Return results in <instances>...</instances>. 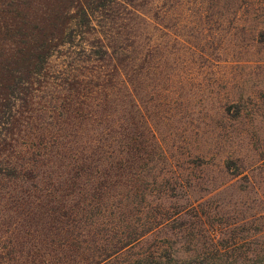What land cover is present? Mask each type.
Returning <instances> with one entry per match:
<instances>
[{
  "label": "rangeland",
  "instance_id": "374dc122",
  "mask_svg": "<svg viewBox=\"0 0 264 264\" xmlns=\"http://www.w3.org/2000/svg\"><path fill=\"white\" fill-rule=\"evenodd\" d=\"M57 2L0 0V264H264V0Z\"/></svg>",
  "mask_w": 264,
  "mask_h": 264
},
{
  "label": "trees",
  "instance_id": "16d2710c",
  "mask_svg": "<svg viewBox=\"0 0 264 264\" xmlns=\"http://www.w3.org/2000/svg\"><path fill=\"white\" fill-rule=\"evenodd\" d=\"M154 1L155 8L161 9L162 4L160 0ZM107 6H109V4L107 2H104V0H83L82 3L77 4H75L71 0L69 2H62V0H58L52 14L46 16L51 26H54L56 29L52 34V37L56 38L55 40L59 44L71 41L73 34L76 31H86L85 28H80L85 26L88 27V25H90L92 13H100L98 15L101 16ZM237 8H243V1H241ZM89 27H91V29L93 28L92 25H90ZM35 28L37 29L38 27L35 26ZM31 36L32 33H29V37ZM46 41L47 40H45V38L44 40H41L39 42L35 41V43H33L31 47L32 49L38 50L36 56H41L43 61L46 54H48L49 43H47ZM1 169L3 168L1 167ZM2 173L5 174L4 172ZM64 215L68 216V212H64ZM137 237L138 236L136 235L121 238L115 244H112L108 248L103 249L101 252H99V254H95V256L86 259L85 264H103L110 254L114 253L119 248L125 245H131L135 243L138 239ZM168 260H170V257H168L167 254L155 253L153 250L137 251V253L129 259V261L134 262L135 264H167ZM61 261L64 262V260ZM42 264H54V261H50L47 256H44ZM173 264L178 263L173 262Z\"/></svg>",
  "mask_w": 264,
  "mask_h": 264
}]
</instances>
